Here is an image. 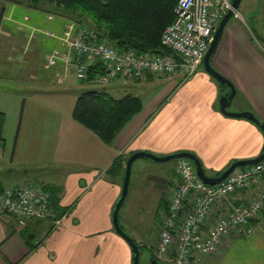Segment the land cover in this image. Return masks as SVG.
Returning a JSON list of instances; mask_svg holds the SVG:
<instances>
[{
  "label": "crops",
  "instance_id": "obj_1",
  "mask_svg": "<svg viewBox=\"0 0 264 264\" xmlns=\"http://www.w3.org/2000/svg\"><path fill=\"white\" fill-rule=\"evenodd\" d=\"M252 1L264 7V0ZM7 4L10 7L4 13ZM68 19L69 13L0 0V181L5 186L38 180L52 187L48 192L60 208L69 207L57 216L56 225L50 218L27 219L19 225L0 214V264H131L130 247L111 224L122 171L107 170L116 155L123 159L136 149L156 154L188 150L204 171H217L233 159L256 155L264 140L250 120L218 110L217 99L224 88L198 65L184 78L180 74L156 78V86L138 96L139 109L110 143L103 142L71 116L78 92L71 83H64L68 70L61 65L48 67L63 71L59 77L46 73L48 68L42 65L47 51L63 45L41 30L61 34ZM229 20L220 34L224 54L210 56V64L235 88L232 109L252 110L264 122V51L256 40L257 35L264 40V33L238 17ZM18 24L22 28H15ZM8 29L13 35L4 43ZM25 31L34 32V37L27 39ZM150 78L145 73L136 80ZM167 178L155 186L157 197L148 208L152 224L155 212L163 207ZM251 223L252 233L241 237L229 233L217 251L195 254L190 264H264V205ZM21 229L26 230L31 246ZM139 232L143 242L144 233Z\"/></svg>",
  "mask_w": 264,
  "mask_h": 264
},
{
  "label": "built area",
  "instance_id": "obj_2",
  "mask_svg": "<svg viewBox=\"0 0 264 264\" xmlns=\"http://www.w3.org/2000/svg\"><path fill=\"white\" fill-rule=\"evenodd\" d=\"M227 9L241 19L231 0H175L172 19L163 27L159 41L164 52L118 49L96 31L73 20L55 36L63 45L47 54L45 67L61 65L80 81L104 84L116 77L138 79L145 73L189 76L201 63L212 31ZM98 64L100 71L87 79V69ZM59 77L64 72H57ZM172 184L166 205L149 245L151 256L143 264H190L195 254L217 251L224 237L253 232L251 221L264 205V157L235 167L220 181H202L186 157L175 159ZM0 214L19 225L27 219L51 218L49 192L42 182L26 179L5 185L0 192ZM153 260V261H151Z\"/></svg>",
  "mask_w": 264,
  "mask_h": 264
},
{
  "label": "trees",
  "instance_id": "obj_3",
  "mask_svg": "<svg viewBox=\"0 0 264 264\" xmlns=\"http://www.w3.org/2000/svg\"><path fill=\"white\" fill-rule=\"evenodd\" d=\"M8 1L17 4L21 3L27 7L40 9L46 12H52L49 9L51 4L69 9L71 14H69V19L67 21L73 20L80 25H86L81 22L80 19L83 18V16L86 17V19H90L91 26H86L94 29L99 36L104 38L105 41L112 43L118 49L131 47L138 51L147 50L153 52L167 51V49L163 48L160 44L159 37L163 27L172 19V8L175 3V0ZM61 13L66 14L67 12L60 10L55 14ZM252 34H255L254 31H252ZM100 68L98 64L89 67L87 69V79H92L95 72L100 71ZM146 74L151 75L153 73ZM220 86L224 88V85L220 84ZM139 107L140 99L136 95L123 93L120 96H112L103 88H90L81 90L77 93L72 106L71 116L74 120L94 132L103 142L110 143L117 130L139 109ZM2 121L3 113L0 112V138ZM263 143L260 151L263 148ZM126 157L127 156L123 157L124 161ZM123 159L120 155H116L110 162L107 171L113 172L120 168L122 171V169H124L122 166ZM220 171L221 169L214 171L212 174H217ZM3 187L0 181V192ZM44 188L47 191H53L51 186L46 185ZM162 201L163 207L165 208L166 202L164 200ZM49 202L52 208V219L57 218L62 211L69 208L68 206L63 207V209L60 208L56 203L55 197L50 194ZM25 231V229H21V233L24 235L25 240L31 246V242L28 240V234ZM134 242L139 247L140 244L135 240Z\"/></svg>",
  "mask_w": 264,
  "mask_h": 264
},
{
  "label": "rangeland",
  "instance_id": "obj_4",
  "mask_svg": "<svg viewBox=\"0 0 264 264\" xmlns=\"http://www.w3.org/2000/svg\"><path fill=\"white\" fill-rule=\"evenodd\" d=\"M9 7H10L9 4L5 5L4 13L8 10ZM16 8L17 6L15 7V9ZM236 8L239 11V14L241 17L240 21L242 23L245 22L248 24L249 28H252V29L254 28V30L258 29L261 32V34L264 33V7L261 9V5L260 3H258V1L240 0ZM21 9L23 10V8H21L20 6L19 8H17V10L19 11ZM49 9L54 13H58L60 10H62V11H66L67 13L71 14L69 9H64L60 6H55L53 4H51ZM252 15H254L253 18H252ZM229 19L232 20L233 17L230 16ZM80 21L85 23L86 25L91 26L90 19H86V17L84 16L83 18L80 19ZM15 28H18V29L22 28V24L15 25ZM10 31L11 30L8 29V31L5 32L6 37H4V43L6 42V40H9L11 35H13V33H11ZM41 31H42V34L49 35L47 31H44V30H41ZM25 34H26L27 39L34 37V32L30 33L28 31H25ZM221 37L223 36L220 35L217 41L216 47L214 51L212 52L213 54L211 56L213 57L218 56V55L219 57L222 56V53L224 51L223 50L224 45H223V42H221L222 41ZM256 40L259 42L260 48L262 49V51H264V40L258 37L256 38ZM49 51H47L46 54L44 55V58L42 61L43 66H44L45 58L47 54L49 53ZM199 67L203 69L201 63ZM48 72L52 74H57V70L53 69L51 71V68L46 69V73ZM178 75L179 73L177 75L172 74L169 76L176 78V77H179ZM150 76H151L150 81L148 79L138 81L136 79L116 77V78L109 80L108 82L104 84H101L95 81L80 82L79 79L74 77L72 71L68 70L66 77L64 79V83L66 85L71 83L72 86L76 88L77 92L84 90V89H90V88H95V89L103 88L104 90H106L108 93H110L113 96L120 94V93L121 94L130 93V94L142 97L143 94H147L156 86V84L154 83V80L156 78L162 80L160 77H167L168 75L151 74ZM55 78H53L52 80L53 82L56 83ZM175 78H172V79L176 80ZM113 87H117L115 89L116 91L113 90L114 89ZM116 92H119V93H116ZM234 106H235V99L227 106V108L232 109L234 108ZM174 163H175L174 159L165 160V161H154V160H151L143 156L136 157L131 162L126 194L124 195L120 203V206L118 208V223L126 234H128L130 237H132L136 242L140 244L138 247V251H139L138 264H143V262L149 257L151 253V249L149 247H146L145 245H149L151 241H153L152 239H155L157 237L158 223H159L161 213L164 209V207L157 209V211L155 212V216H154L155 218L152 224V221L150 218L151 211H149L148 208L153 206L155 198L157 197L158 188H155L156 183H160L161 178L168 177L166 181V187H165L166 194L162 195V200L166 202V196L168 194L166 188H168V184L169 185L170 183L172 184L173 174H174V170H173ZM205 172L207 174L214 173V171H211L208 169H205ZM122 174H123V169H122ZM148 186L150 187L149 189H147ZM44 222H50V221L46 219ZM139 231H142V233H144L143 242L139 239L140 238L139 234L141 233Z\"/></svg>",
  "mask_w": 264,
  "mask_h": 264
},
{
  "label": "water",
  "instance_id": "obj_5",
  "mask_svg": "<svg viewBox=\"0 0 264 264\" xmlns=\"http://www.w3.org/2000/svg\"><path fill=\"white\" fill-rule=\"evenodd\" d=\"M239 1L240 0H231L232 7L236 8L238 6ZM231 12H232L231 9H227L225 13L217 21L212 31L210 41L208 42L207 48L202 56L201 65L203 69L206 71V73L212 76L218 83L225 86L223 91L219 94L218 99H217L218 110L222 114L227 115V116L241 117V118H246L252 121L260 129V131L263 134V138H264V122L260 119V117L256 113L252 112L251 110H247V109L232 110V109L227 108V106L230 104L231 99L233 98L235 94V88L232 82L227 77H225L222 73H220L217 69H215L210 64V56L212 55V52L214 51L216 47L217 41L220 37L221 31L225 23L230 18V16H232ZM257 36L258 38L263 40V37L259 35ZM139 156H143V157L149 158L154 161H165V160H173L179 157H186L190 159L191 162L193 163L195 172L198 175V177L206 183L213 184V183L220 181L227 173H229L235 167H239L245 164H251L263 158L264 157V143H263L262 150L256 155L252 157L233 159L225 167H223L221 171L218 172L217 174H207L204 171L198 157L193 152L188 151V150H177V151H172V152L165 153V154H155V153H152L144 149H136V150L131 151L125 158L120 190H119L117 197L115 198L113 202L112 209H111L112 228L129 245L130 250H131V264H138V253H139L138 246L134 242L132 237L126 234L120 227L118 223V208L120 206V203L124 195L126 194L131 162L136 157H139Z\"/></svg>",
  "mask_w": 264,
  "mask_h": 264
}]
</instances>
